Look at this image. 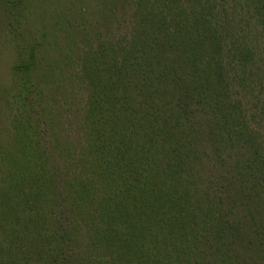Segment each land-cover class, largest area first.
I'll return each mask as SVG.
<instances>
[{"label": "trees", "instance_id": "obj_1", "mask_svg": "<svg viewBox=\"0 0 264 264\" xmlns=\"http://www.w3.org/2000/svg\"><path fill=\"white\" fill-rule=\"evenodd\" d=\"M0 30V264H264V0H0Z\"/></svg>", "mask_w": 264, "mask_h": 264}, {"label": "rangeland", "instance_id": "obj_2", "mask_svg": "<svg viewBox=\"0 0 264 264\" xmlns=\"http://www.w3.org/2000/svg\"><path fill=\"white\" fill-rule=\"evenodd\" d=\"M11 62L10 48L4 44L3 32L0 30V85L9 83V65ZM5 114V112L3 111ZM6 117V115H4Z\"/></svg>", "mask_w": 264, "mask_h": 264}]
</instances>
